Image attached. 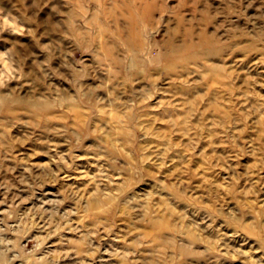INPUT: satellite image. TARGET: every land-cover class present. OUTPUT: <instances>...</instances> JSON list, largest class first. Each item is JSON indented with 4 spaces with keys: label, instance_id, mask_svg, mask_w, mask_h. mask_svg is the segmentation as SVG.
I'll return each mask as SVG.
<instances>
[{
    "label": "rangeland",
    "instance_id": "1",
    "mask_svg": "<svg viewBox=\"0 0 264 264\" xmlns=\"http://www.w3.org/2000/svg\"><path fill=\"white\" fill-rule=\"evenodd\" d=\"M0 264H264V0H0Z\"/></svg>",
    "mask_w": 264,
    "mask_h": 264
},
{
    "label": "bare ground",
    "instance_id": "2",
    "mask_svg": "<svg viewBox=\"0 0 264 264\" xmlns=\"http://www.w3.org/2000/svg\"><path fill=\"white\" fill-rule=\"evenodd\" d=\"M96 2H97L98 4H100V3H101V0H96Z\"/></svg>",
    "mask_w": 264,
    "mask_h": 264
}]
</instances>
